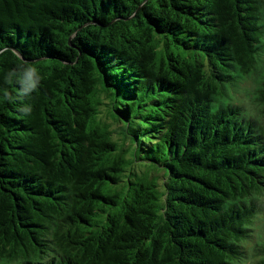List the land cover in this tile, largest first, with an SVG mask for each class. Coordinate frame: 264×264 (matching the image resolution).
Wrapping results in <instances>:
<instances>
[{
  "label": "trees",
  "instance_id": "obj_1",
  "mask_svg": "<svg viewBox=\"0 0 264 264\" xmlns=\"http://www.w3.org/2000/svg\"><path fill=\"white\" fill-rule=\"evenodd\" d=\"M0 264H264V0H0Z\"/></svg>",
  "mask_w": 264,
  "mask_h": 264
},
{
  "label": "rangeland",
  "instance_id": "obj_2",
  "mask_svg": "<svg viewBox=\"0 0 264 264\" xmlns=\"http://www.w3.org/2000/svg\"><path fill=\"white\" fill-rule=\"evenodd\" d=\"M109 121H111V119L110 118H108L107 119V122H109ZM109 128H111V129H113V130H116V124L115 123H112V122H110V124H109V126H108Z\"/></svg>",
  "mask_w": 264,
  "mask_h": 264
}]
</instances>
